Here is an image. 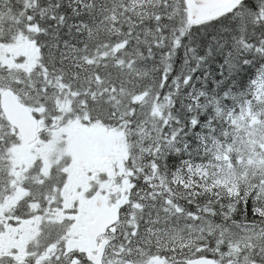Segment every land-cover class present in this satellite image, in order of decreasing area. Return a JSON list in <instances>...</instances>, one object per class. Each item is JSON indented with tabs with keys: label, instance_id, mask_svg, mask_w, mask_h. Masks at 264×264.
I'll return each mask as SVG.
<instances>
[{
	"label": "snow or ice",
	"instance_id": "obj_1",
	"mask_svg": "<svg viewBox=\"0 0 264 264\" xmlns=\"http://www.w3.org/2000/svg\"><path fill=\"white\" fill-rule=\"evenodd\" d=\"M0 264H264V0H0Z\"/></svg>",
	"mask_w": 264,
	"mask_h": 264
}]
</instances>
